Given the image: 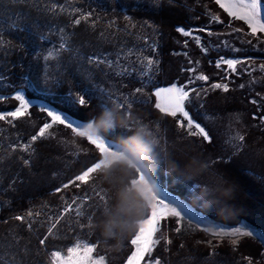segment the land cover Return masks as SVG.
Wrapping results in <instances>:
<instances>
[{
    "label": "trees",
    "instance_id": "trees-1",
    "mask_svg": "<svg viewBox=\"0 0 264 264\" xmlns=\"http://www.w3.org/2000/svg\"><path fill=\"white\" fill-rule=\"evenodd\" d=\"M203 6L216 8L212 0H0V78L14 90L27 79L32 87L24 92L27 99L62 110L79 123L96 117L102 107L111 109L116 126L99 133L120 147L125 148V140L140 127L155 137L160 132L164 139L157 136L151 152L139 159L154 182L215 222L234 226L245 221L264 236V130L244 139L250 151L242 148L211 160L210 143L185 137L176 130V120L155 107L156 83L150 85L132 74L117 80L119 74L104 62L139 47L153 51L160 63L155 79L159 85H169L165 79L174 75L172 65L183 40L177 29L198 25L195 17ZM85 15L87 19L74 23ZM57 42L71 51L63 52L61 63L45 78L41 55ZM13 93L0 94L7 96L0 100V114L17 108L16 100L9 97ZM69 94L76 100L72 109L63 104ZM118 94L124 97L123 107L107 101ZM78 96L88 102L80 105ZM3 136L1 132L0 264H49L51 254L69 248L78 235L90 240L88 224L81 222V228L80 219L65 209L77 195L75 177L101 155L94 161L89 156L87 161L59 159L39 145L26 152ZM100 214L96 209L94 215ZM246 246L253 259L263 251L259 243ZM173 251L160 253L167 255L162 258L165 264H215L203 260L192 245L175 259ZM203 254L209 257V251ZM221 254V264H236L233 251Z\"/></svg>",
    "mask_w": 264,
    "mask_h": 264
},
{
    "label": "rangeland",
    "instance_id": "rangeland-1",
    "mask_svg": "<svg viewBox=\"0 0 264 264\" xmlns=\"http://www.w3.org/2000/svg\"><path fill=\"white\" fill-rule=\"evenodd\" d=\"M212 2L216 6L214 10L203 6L201 14L195 17L200 22L198 25L177 29L183 40L178 42L180 50L175 54L176 59L172 65L171 71L174 75L165 79L171 82L169 85H159L158 79H155L160 63L153 51L148 52L139 47V50H126L123 54L106 58L104 62L119 74L117 80L132 74L140 79L145 78L150 85L156 83L154 92L173 85L184 88L189 93L184 104L185 110L195 123L205 128L211 137V142L205 141L200 135H189L187 121L180 114L176 117L170 116L176 120V124L179 120L185 125L184 128L177 126L176 130L187 138L196 137L204 143H210L212 149L209 158L219 160L248 148L244 144V139L249 133H260L264 130V33L258 32L255 36L252 35L251 29L244 21L229 16L219 7L216 0ZM261 3V22L264 23V0H261ZM185 31L189 35H184ZM64 51L67 53L71 50H67L62 43L57 42L45 53L43 52L41 63L45 78L50 76L51 70L56 68L57 63H61ZM74 52L76 55L77 51ZM230 59L240 61L234 70L229 69L223 62ZM149 60L153 62L151 65L147 63ZM201 75L208 79L206 81L198 79ZM217 83L226 85L228 91L213 88L212 86ZM18 84V89L14 90L0 78V94L14 91L9 97L15 99L17 93L25 97L24 92L32 90L27 79L20 80ZM101 92L100 96L103 93ZM106 94L105 96L109 97V93ZM5 97L7 96L0 97V100ZM130 97L126 98L128 103ZM154 97L156 104L160 98L155 95ZM25 100L29 102L25 115L16 119L7 115L16 109L0 114L6 117L0 120V133L4 132L3 138L11 141L15 147L19 146L26 152H33L34 146L39 145L59 159L71 158L72 161L79 158L86 159L87 156L90 158L88 160L94 161L101 155L100 160L92 165L94 172L90 174L87 183L79 181L77 195L71 199L65 209L72 211L75 218L80 219L78 225L81 228V222L88 224L90 240L84 239L80 234L69 248H74L79 242L93 248L89 254L91 260L99 261L103 258V264L123 260V264H127L128 258L135 250L130 241L138 230L140 222L150 214V203L155 193L154 180L140 160L125 148L104 139L99 133L96 136L103 138L111 146L107 151L100 153L86 137L72 132L67 126V121L64 124L53 122L47 112L55 108L26 97ZM123 100L124 97L118 94L108 98L107 101L121 107L120 103ZM16 102L19 107L20 102L18 100ZM219 105H223L222 109L217 108ZM71 120L74 126H81V123ZM46 123L52 126L46 129L43 136H39L41 127ZM79 131L83 132L82 129ZM192 131L196 129L193 128ZM156 133L158 134L156 137L154 134L147 135L149 140L157 141L159 137L161 140L164 139L163 136H159L160 132ZM237 135L242 136L243 140H234L233 137ZM33 136L37 138L33 140ZM246 150L250 151L249 148ZM211 163L209 162L210 166ZM142 175L148 178V183L141 180ZM162 188L173 198L190 207L193 214L191 218L182 215L180 218L169 216L161 219L157 225L158 231L153 235L157 243L152 246L150 253L144 255L140 264H157V262L165 264L162 258H167V255L162 256L161 252L169 253V249H174L171 255L176 256L177 253H184L189 245L196 248L194 252L200 254L203 260L215 264L223 262L221 253L224 250H231L237 254L236 264H264V236L250 224L241 221L231 226L215 222L196 211L170 189ZM140 205H143V208L137 211ZM96 209L101 211L97 217L94 215ZM88 213L90 216L86 218L84 214L89 215ZM221 229L224 231L240 229L250 234L223 237L212 234ZM257 243L262 245L263 251L259 258L253 259L246 244ZM204 251H209V257L203 254ZM240 251L251 255H243ZM56 252L65 259L69 257L68 248ZM83 256L82 248L73 253L72 264H78ZM175 256L173 259L176 258ZM52 261L51 254L49 264H52Z\"/></svg>",
    "mask_w": 264,
    "mask_h": 264
},
{
    "label": "snow or ice",
    "instance_id": "snow-or-ice-1",
    "mask_svg": "<svg viewBox=\"0 0 264 264\" xmlns=\"http://www.w3.org/2000/svg\"><path fill=\"white\" fill-rule=\"evenodd\" d=\"M216 3L222 8L225 12L228 13L229 16L234 19H239L244 21L249 28L251 29V34L256 35L258 32L264 33V23L261 22V9L262 3L261 0H216ZM53 8L55 5L52 6ZM88 17L81 16L79 19L74 21L75 24H79L81 20L87 19ZM184 35H189L187 31L183 33ZM227 64L229 69H235L236 64L240 63L238 60H226L223 61ZM149 65L153 62L151 60L147 61ZM219 67V64L217 65ZM200 80H207L206 76H199ZM216 89H222L223 91H228L226 85L222 84H214L212 86ZM137 92L141 91V89H136ZM154 95L158 98V102L155 107L162 113L176 117L177 114H180L184 120L187 121V129L188 134L191 136L200 135L205 141L211 142V137L205 131V128L202 127L199 123H195L193 119L190 117L189 113L185 110L184 104L185 101L189 97V93L184 90L182 87H177L175 85L168 88L157 89L154 92ZM15 99L20 102L19 107L16 108L15 111L9 112L7 115L12 119H16L26 114L27 109L29 107V102L25 100V97L19 93L15 95ZM160 101H163L161 103ZM80 105H85L88 101L81 96L79 99ZM255 103V101H253ZM63 104L66 108L72 109L76 105L75 98L69 97L63 101ZM121 107L123 105L120 104ZM130 106V105H129ZM47 115L51 117L52 121L55 123L64 124L66 121L67 126L71 128L72 132L77 135L84 136L87 138L89 143H91L100 153H103L108 150L111 146L108 144L106 140L103 138L96 136L88 131H79L80 127L74 126L73 122L70 118V115L62 110L58 111L55 109L48 110ZM6 117L0 115V120H4ZM52 125L50 123H46L41 127L38 135L43 136L46 129L50 128ZM177 126L180 128H184L185 125L181 121H177ZM196 129V131H192V129ZM37 137L33 136L32 139L35 140ZM234 140L242 141V136L233 137ZM94 172V166L87 168L82 174L75 177V180L81 181L83 183H87L90 174ZM141 180L145 183H148V178L141 176ZM67 187V185H65ZM193 214V210L190 207H187L183 203H181L178 199H175L171 196L170 193L164 191L162 186L155 183V193L150 203V214L144 218L139 226L138 230L135 232L133 238L131 239V244L134 246L135 250L132 252L131 256L128 258L127 264H140V261L143 259L146 253H150L152 246L157 243L156 240L153 239L154 233L158 231V223L161 219L167 218L169 216L180 218L183 216H187L191 218ZM31 215V213H29ZM17 220H22L23 217L17 216L15 217ZM215 236L223 237V236H237V235H249L248 232H242L240 229H235L233 231H224V230H216L212 233ZM167 242V241H166ZM41 244H44L45 241L41 240ZM235 243V241H233ZM84 249V256L78 261V264H103V258H100L99 261L91 260L90 253L93 251V248L82 243H77L74 248H68V259L61 257L59 252L52 253L53 261L52 264H72V255L77 252L79 249ZM159 264V262H157Z\"/></svg>",
    "mask_w": 264,
    "mask_h": 264
},
{
    "label": "clouds",
    "instance_id": "clouds-1",
    "mask_svg": "<svg viewBox=\"0 0 264 264\" xmlns=\"http://www.w3.org/2000/svg\"><path fill=\"white\" fill-rule=\"evenodd\" d=\"M120 122L124 123L123 119ZM115 126L116 120L114 119L113 111L109 108L102 107L96 117L81 122L80 129L91 132L94 135H99L100 129L110 131ZM147 135L144 128L137 129L131 137L125 140V149L137 159L146 157L151 152L153 146V142L147 138ZM142 208L143 205H140L136 210L140 211Z\"/></svg>",
    "mask_w": 264,
    "mask_h": 264
}]
</instances>
